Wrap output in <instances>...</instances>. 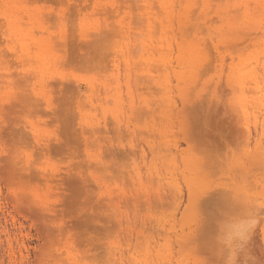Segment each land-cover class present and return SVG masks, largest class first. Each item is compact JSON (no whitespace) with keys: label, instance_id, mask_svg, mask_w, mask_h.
<instances>
[{"label":"rangeland","instance_id":"1","mask_svg":"<svg viewBox=\"0 0 264 264\" xmlns=\"http://www.w3.org/2000/svg\"><path fill=\"white\" fill-rule=\"evenodd\" d=\"M257 204L264 0H0V264H212Z\"/></svg>","mask_w":264,"mask_h":264},{"label":"clouds","instance_id":"2","mask_svg":"<svg viewBox=\"0 0 264 264\" xmlns=\"http://www.w3.org/2000/svg\"><path fill=\"white\" fill-rule=\"evenodd\" d=\"M264 214V204H257L245 216L223 224L213 250L212 264H247L242 261L250 234Z\"/></svg>","mask_w":264,"mask_h":264}]
</instances>
